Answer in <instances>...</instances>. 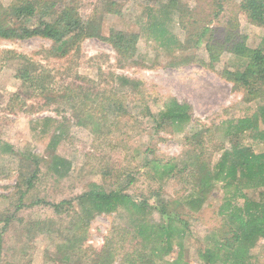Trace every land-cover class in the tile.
I'll use <instances>...</instances> for the list:
<instances>
[{"label": "rangeland", "instance_id": "374dc122", "mask_svg": "<svg viewBox=\"0 0 264 264\" xmlns=\"http://www.w3.org/2000/svg\"><path fill=\"white\" fill-rule=\"evenodd\" d=\"M11 1L0 0V8L7 7ZM50 1L74 5L83 18L102 14L101 34L104 36L111 28L138 33L137 53L135 63L120 66L116 52L97 38L83 39L64 57L48 55L51 42L39 37L0 40V219L11 216L6 230L1 231L0 224V264H66L58 261L63 254L56 250V245L68 217L65 214L56 216L52 208L43 203L74 199L87 192L91 185H97L107 193L121 189L131 196L148 197L152 192L160 191V197L165 201L180 199L182 206L179 212L188 229L183 241V260L189 264H204L200 251L206 245L207 236L220 224L217 211L225 191L216 185L202 209L193 212L184 204L188 191L192 190L191 185L184 182L185 175L158 182L147 178L152 176L143 166L145 157L181 161L185 152L184 137L188 133L173 132L168 126L155 134L151 118L144 116L143 111L147 107L156 116L167 99H175L190 108V126L195 123L216 126L223 121L236 122L255 114L260 116V106L264 105V101H244V92L221 76L224 69L238 68L243 60L224 52L211 67L193 63V54L206 59L204 43L210 32L203 36L199 46H190V42L193 43L190 40L196 38L201 29H168L178 38L181 46L164 49L154 40L151 30L140 27L144 24L140 5L144 0ZM183 1L189 10H203L206 16L216 10L214 0ZM240 1L223 0L222 12L209 25L214 28L211 29L214 32L212 40L223 41V27L236 12ZM112 3L115 4L113 9L120 11V16L107 12ZM236 14L238 33L246 36L247 46H264V26H255L241 13ZM27 67L46 70L49 86L56 93H64L72 102L61 101L58 102L60 104L46 106L41 98H29L28 85L19 79ZM120 77L127 80L123 81ZM103 90L125 101L124 107L130 113L125 133L115 132L108 137H100L92 133L90 125H78L85 104L94 117L102 116L93 109ZM47 118L56 120V123L46 121ZM256 122L259 131H263L262 119L258 118ZM57 127L62 129L63 137L53 146V135L61 132ZM213 143L205 156L210 167L222 152L215 147L227 145L221 131L216 132ZM250 143L255 152L262 150L263 144L251 140ZM55 157L62 159L61 166L55 167ZM36 170L29 190L27 181ZM130 178L134 182L128 184ZM260 192L264 196V188L247 191L246 194L250 200L258 201ZM36 201L43 203L29 206ZM149 201L153 203L154 199L149 198ZM233 203L241 207L243 199H235ZM17 206L21 209L16 210ZM74 206L77 210V200ZM153 217L159 219L156 213ZM36 221L44 223L43 231H29ZM129 223L123 206H118L115 212L96 216L90 223V235L81 250L87 247L100 250L110 230ZM124 244L125 251L130 252L129 241ZM177 253L175 247L163 261L151 259L155 264H166L176 261ZM250 255L251 264H264V238L257 242ZM65 259L68 264H92L84 253L68 252ZM113 264L128 263L119 258Z\"/></svg>", "mask_w": 264, "mask_h": 264}, {"label": "trees", "instance_id": "16d2710c", "mask_svg": "<svg viewBox=\"0 0 264 264\" xmlns=\"http://www.w3.org/2000/svg\"><path fill=\"white\" fill-rule=\"evenodd\" d=\"M222 2L223 0H214L215 12L206 16L203 10H189L183 0H144V3L140 4L143 8L144 24L140 27L151 30L154 40L164 49L181 46L178 38L168 30L170 28L201 29L200 33H196V38L190 40L193 42H190V46L194 47L199 46L203 36L210 32L208 40L204 43L206 59L193 54L192 62L211 67L220 60L224 52L240 58L243 62L238 68L224 69L221 76L244 92V101H264V46H247L246 36L238 33L239 22L236 14L241 13L255 26H264V0H241L236 12L223 27L224 38L219 42L212 40L214 32L211 29L214 28L209 25L213 20H217L222 12ZM114 6V3L110 4L107 12L120 16V11L113 9ZM101 20L102 14L83 18L77 8L70 4L50 0H12L7 7L0 8V40H27L39 37L51 42L48 55L64 57L76 49L83 39L97 38L116 52L120 66L135 63L139 34L111 28L104 36L101 34ZM37 69L27 67L19 76L30 89L29 98H41L46 106L61 101H66L67 104L72 102L64 93H56L49 86L46 70ZM120 79L127 80L124 77ZM100 95L93 111L101 113L102 116L94 117L85 104L78 125H90L92 133L100 137H108L115 132L125 133L130 114L124 107L125 101L106 90ZM143 114L151 118L155 134L168 126L173 132L188 133L184 137L185 152L181 161L145 157L143 166L152 176H146L147 178L158 182L176 175H185L187 178L184 182L191 185L192 190L188 191V199L184 204L193 212L202 209L216 185H220L225 191L226 195L217 211L220 224L205 239L206 245L199 255L201 261L204 264H251V250L264 238V196L260 192L261 198L252 201L246 192L264 188V130L259 131L256 122L258 118L264 122V105L260 106L258 117L255 114L236 122L223 121L216 126L200 123L190 126V108L175 99H167L156 116L152 115L147 107ZM46 121L56 123L52 118H47ZM59 130L60 133L53 135V146L63 137L62 129ZM218 130L223 134L227 145L215 147L222 152L217 162L210 167V163L205 161V156L209 146L214 144ZM250 140L263 144L262 150L255 152ZM147 151L151 152L149 149ZM53 163L55 167L61 166L62 159L55 157ZM36 174L37 170L27 181V189L32 187L31 178L34 179ZM133 182L134 179L130 178L128 184ZM149 198L154 199V202L149 203ZM238 198L243 199L241 207L233 203V200ZM75 200L77 210L74 209ZM179 200L165 201L160 197V191H154L148 197L131 196L121 189L107 193L97 185H91L87 192L74 199L58 203L36 201L29 206L43 203L49 205L56 216L65 214V217H68L66 227L60 231V241L56 245V250L64 255L58 257L61 263L68 264L66 253L78 252L87 254L92 264H113L119 258L128 264H155L151 257L163 261L176 247L178 259L166 264H189L183 260V241L187 237L188 229L179 212L182 206ZM118 206L126 209L130 223L110 230L100 250L95 251L88 247L81 250L90 235L91 221L96 216L117 211ZM20 209L21 206H17L16 210ZM154 213L158 214V220L153 217ZM10 221L11 216L0 219L1 231L10 226ZM43 224L36 221L29 231H43ZM125 241H129L130 252L125 251Z\"/></svg>", "mask_w": 264, "mask_h": 264}]
</instances>
